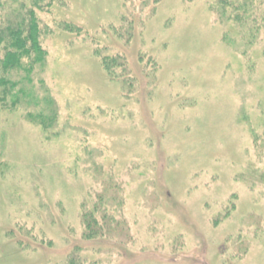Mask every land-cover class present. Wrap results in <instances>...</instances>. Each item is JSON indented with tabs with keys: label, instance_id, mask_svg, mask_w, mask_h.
Wrapping results in <instances>:
<instances>
[{
	"label": "rangeland",
	"instance_id": "1",
	"mask_svg": "<svg viewBox=\"0 0 264 264\" xmlns=\"http://www.w3.org/2000/svg\"><path fill=\"white\" fill-rule=\"evenodd\" d=\"M43 2L0 264H264V0Z\"/></svg>",
	"mask_w": 264,
	"mask_h": 264
},
{
	"label": "trees",
	"instance_id": "2",
	"mask_svg": "<svg viewBox=\"0 0 264 264\" xmlns=\"http://www.w3.org/2000/svg\"><path fill=\"white\" fill-rule=\"evenodd\" d=\"M43 1L0 0V110L6 109L9 101L13 106L18 105L19 99H24L28 93L21 84L32 83L36 68L45 65L47 53L40 43L41 29L37 17ZM234 7L232 9H237ZM243 7L238 9L245 13L247 6ZM242 17L238 14L235 21ZM15 74H21L22 80L14 81ZM33 119L41 125L45 124L42 117ZM83 223L94 228V223L87 216L83 217Z\"/></svg>",
	"mask_w": 264,
	"mask_h": 264
}]
</instances>
